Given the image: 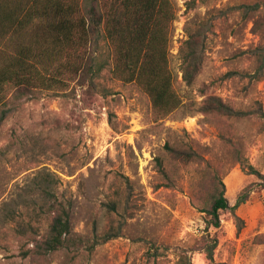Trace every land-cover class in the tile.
<instances>
[{"label":"rangeland","instance_id":"obj_1","mask_svg":"<svg viewBox=\"0 0 264 264\" xmlns=\"http://www.w3.org/2000/svg\"><path fill=\"white\" fill-rule=\"evenodd\" d=\"M256 1L264 2L173 0L177 14L169 66L185 107L165 119H155L137 86L112 77L104 42L100 51L105 68L94 89L72 82L56 94L42 92L6 106L11 111L0 125V206L44 170L58 180V190L70 203L74 237L86 241L103 236L117 228L113 220L118 214L123 225L120 237L90 254L81 248L77 254L64 250L45 259L24 258L13 224L0 225V264H173L178 252L199 244L196 236L205 228V215L191 194L207 192L211 170L221 176L230 207L242 188L255 184L247 201L233 211L241 223L231 210L222 213L215 262L264 264V188L236 162L239 156L264 176V76L260 81L225 77L254 70L253 60L243 52L264 46V10L247 19L236 11L220 13ZM189 2H194L190 9ZM207 20L212 27L205 63L188 87L181 78L178 49L186 27ZM207 95L252 114L208 119L191 113ZM166 142L198 158L175 161L163 151ZM156 158L163 161L166 176ZM113 202L119 203L117 214L109 207ZM189 255L192 264H205L198 252Z\"/></svg>","mask_w":264,"mask_h":264},{"label":"trees","instance_id":"obj_2","mask_svg":"<svg viewBox=\"0 0 264 264\" xmlns=\"http://www.w3.org/2000/svg\"><path fill=\"white\" fill-rule=\"evenodd\" d=\"M193 4L189 2L188 9ZM261 9L264 10V2L256 1L220 13L236 11L247 19ZM176 14L173 0H0V125L11 111L6 106L23 97L32 99L42 92L56 94L72 82L94 89L96 78L105 68L100 51L102 42L109 47L112 77L137 86L147 97L156 120L185 107L174 88L175 79L169 66ZM211 27V20L186 27L178 59L182 81L188 87L193 85L205 63ZM243 53L255 64L252 73L230 72L225 77L260 81L264 76V46ZM190 111L208 119L214 116L241 119L252 114L235 109L213 95H207ZM163 151L182 163L198 158L175 143L166 142ZM155 162L166 176L163 161L156 158ZM236 162L248 175L256 176L260 180L256 185L264 188V176L248 161L236 156ZM210 172L207 192L191 194L194 206L205 215V228L196 236L199 244L195 249L178 252L173 264H192L189 253L193 251L201 254L205 264H227L216 263L214 259L221 215L227 210L233 213L244 204L255 184L242 188L230 207L221 176L216 170ZM58 183L51 173L38 170L20 188L17 198L0 206V225L13 224L14 235L22 240L20 253L24 258L45 259L64 250L77 254L81 248L90 254L97 246L121 236L123 216L118 214L119 218L113 220L117 228H111L103 236L94 235L86 241L74 237L70 203L64 200ZM109 207L118 213V202L110 203ZM30 245L32 248H28Z\"/></svg>","mask_w":264,"mask_h":264}]
</instances>
